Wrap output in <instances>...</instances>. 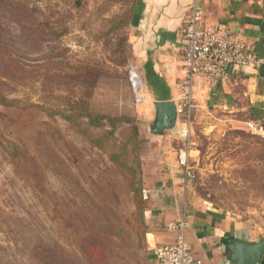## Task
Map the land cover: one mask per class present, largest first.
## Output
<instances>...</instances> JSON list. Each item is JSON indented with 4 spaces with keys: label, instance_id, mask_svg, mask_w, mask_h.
<instances>
[{
    "label": "rangeland",
    "instance_id": "1",
    "mask_svg": "<svg viewBox=\"0 0 264 264\" xmlns=\"http://www.w3.org/2000/svg\"><path fill=\"white\" fill-rule=\"evenodd\" d=\"M135 1L0 0V89L18 100L0 105V141L20 143L29 162L34 158L32 174L42 176L33 184L0 146V264H150L134 189L148 141L160 132L156 101L146 97L152 116L144 122L148 105L131 90ZM58 110L76 122L50 118ZM89 113L131 123L95 128ZM249 119L264 126V114L197 109L192 188L264 227V133L246 125ZM176 126L160 134L173 139Z\"/></svg>",
    "mask_w": 264,
    "mask_h": 264
},
{
    "label": "crops",
    "instance_id": "2",
    "mask_svg": "<svg viewBox=\"0 0 264 264\" xmlns=\"http://www.w3.org/2000/svg\"><path fill=\"white\" fill-rule=\"evenodd\" d=\"M195 4L204 12L205 24L227 27L264 58V0H138L130 24V43L137 70L146 85V97H152L156 103L172 101L177 107L180 105L182 33ZM163 96L166 100H162ZM196 100L203 110L263 114L264 68H230L218 81H200ZM145 103L148 106L142 120L148 122L152 116L151 102L146 99ZM248 123H254L253 119L245 121ZM176 125L173 139L179 148L178 115ZM160 133H154L148 141L149 153L142 161L144 220L148 227L145 250L149 263L156 264V249L175 243L179 231L170 229V225L185 222L187 242L203 264H233L230 246L264 239V227L219 209L195 194L192 180L186 178L177 162L178 148L173 147L172 137L168 139ZM199 153L193 141L195 175Z\"/></svg>",
    "mask_w": 264,
    "mask_h": 264
},
{
    "label": "built area",
    "instance_id": "3",
    "mask_svg": "<svg viewBox=\"0 0 264 264\" xmlns=\"http://www.w3.org/2000/svg\"><path fill=\"white\" fill-rule=\"evenodd\" d=\"M182 39L184 52L180 61L181 102L177 115L181 119L178 132L180 146L177 151L178 164L184 170L186 178H195L192 162V126L191 118L198 107L196 97L200 81L212 83L224 77L230 68L264 67V58L249 49L245 41L223 25L204 23V12L195 4L185 22ZM131 90L137 103L146 100V85L136 69L130 72ZM259 133L264 126L249 123ZM170 229L179 231L175 243L156 249V264H203L195 256L186 239V223L170 225Z\"/></svg>",
    "mask_w": 264,
    "mask_h": 264
},
{
    "label": "trees",
    "instance_id": "4",
    "mask_svg": "<svg viewBox=\"0 0 264 264\" xmlns=\"http://www.w3.org/2000/svg\"><path fill=\"white\" fill-rule=\"evenodd\" d=\"M138 2V0H136L131 8V16H130V21L129 24H131V21L134 18V13H135V6L136 3ZM124 25H127V23H121V26L123 27ZM0 50L3 51V49L0 47ZM264 68V67H263ZM4 85V84H2ZM162 100H166L165 96L162 97ZM18 100L13 99L11 97V95L6 94L4 91H2V89H0V105L3 106L4 108H13L15 103ZM255 112L259 113L260 111L255 110ZM264 114V113H263ZM1 115V113H0ZM61 116L62 118L70 121V122H76L75 119H73V115L69 114L66 112V110H58L56 113H51L50 114V118L55 117V116ZM259 115V114H258ZM262 115V114H260ZM88 119H89V124L95 128H103L106 127V124L110 125V128L112 130H115L117 128V124L118 123H131L130 119L127 118H109L106 116H93L90 113L88 114ZM112 132V131H111ZM139 133L141 134V131L139 132V129H136V133L135 136L136 139L138 140V136ZM141 138V136H140ZM138 143V142H137ZM0 146L3 149V152L6 154V158L8 159V161L13 164V166H15L16 168H18V173L21 172L22 170V175H24L25 173L28 174V179L33 183V184H38L39 181L41 180L42 176L38 173L35 172L34 174H32V171L35 167V162H34V158H31L29 162V156L27 155L26 151L23 150L22 145L20 143H17L16 141H12L9 139H4L2 141H0ZM139 146V144H138ZM136 149V146H135ZM113 163L116 162V158H111L110 159ZM131 170V169H130ZM132 172V170H131ZM17 173V174H18ZM139 174H140V179H139V188L138 189H134V194L140 196L141 199V211L144 210L143 207V200H144V195H143V184H142V163L140 162V166H139ZM143 214V212H142ZM89 249L86 247H83V251L86 252ZM90 252V250H89ZM91 256L93 254H98L97 253V249H92L91 250ZM97 257H99V255H97Z\"/></svg>",
    "mask_w": 264,
    "mask_h": 264
},
{
    "label": "water",
    "instance_id": "5",
    "mask_svg": "<svg viewBox=\"0 0 264 264\" xmlns=\"http://www.w3.org/2000/svg\"><path fill=\"white\" fill-rule=\"evenodd\" d=\"M156 131L173 129L176 126L177 106L172 101H160L155 105ZM230 261L233 264H262L264 260V239L253 243H234L230 246Z\"/></svg>",
    "mask_w": 264,
    "mask_h": 264
}]
</instances>
